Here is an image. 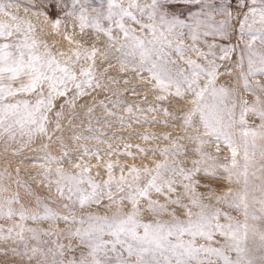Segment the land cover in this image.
<instances>
[{"label":"snow or ice","instance_id":"snow-or-ice-1","mask_svg":"<svg viewBox=\"0 0 264 264\" xmlns=\"http://www.w3.org/2000/svg\"><path fill=\"white\" fill-rule=\"evenodd\" d=\"M22 2L0 0V13L11 18V22L0 20V136L12 140L18 135L29 140L48 136L53 112L54 130H59L65 106L75 108L80 97L101 87L97 57L106 60L113 51L149 74L152 89L160 93L158 100L175 101L172 111L149 105V111L160 110L172 120L140 116L137 122L168 125L175 134H159L170 142L163 148L125 144L123 155L133 159H137L133 148L163 156L154 167L104 161L99 149L84 145L69 150L64 138L57 137L62 155L44 158V176L49 191L54 181L56 192L67 202L54 207L57 201L51 196L31 191L34 203L26 202L19 191L9 194V188L0 184V221H4L0 254L10 253L14 264H264V0L26 3L25 11L39 10L57 32L64 26L65 38L76 45L71 55L54 53L37 38L29 19L9 11ZM77 27L82 35L74 40ZM85 29L109 43L102 49L95 43L82 48L81 40L89 37ZM232 35L238 37L236 43L231 42ZM217 37L229 43H218ZM236 51L234 68L225 69L235 84H219L224 73L217 61L230 60ZM127 111H133L131 105ZM249 116L259 124H250ZM142 138L159 137L145 132ZM221 145L230 153L223 160ZM44 150L48 151L47 145ZM85 157H95L97 163ZM65 163L77 171H69ZM101 167L107 178L98 181L93 169ZM100 174L96 171V176ZM213 181L222 183L223 189L216 191ZM24 187L30 188L26 183ZM125 202L130 204L128 211ZM92 205H115L116 210L111 216L74 212L77 206ZM169 205L181 209L186 218L177 217L176 208ZM145 210L156 217L167 212L174 219L145 221ZM43 222L48 226H41Z\"/></svg>","mask_w":264,"mask_h":264},{"label":"rangeland","instance_id":"rangeland-1","mask_svg":"<svg viewBox=\"0 0 264 264\" xmlns=\"http://www.w3.org/2000/svg\"><path fill=\"white\" fill-rule=\"evenodd\" d=\"M39 2L40 0H23L21 6L25 8L26 3L31 4ZM98 2L99 0H93L94 4H98ZM12 10L13 9H11V11ZM131 26L139 27L138 25ZM85 32L89 33V37L81 41L84 47H90L92 43H95L98 47H101L102 49L104 45L109 43L106 37L102 35L97 37L94 31L85 29ZM77 34L80 39V36L82 34H80L78 27L76 29V35ZM215 39L218 43H229L228 40H220L218 37ZM237 39L238 37L236 35L231 36L232 43H236ZM201 47H204L205 50H207L205 45H201ZM216 51L218 54H221V49L217 48ZM238 56L239 51H236L232 53V57L230 60L217 61L222 66L221 72L224 73L218 79L219 84H224L228 86H233L235 84V77L230 76L225 71V69L234 68V62L236 61ZM140 75H143L144 79H141ZM96 77L99 80L101 87L95 89L94 91L90 90V95L80 97L76 102L75 108L65 106L64 114L67 110L71 109L70 111L72 112H70V114H72V117L71 119L67 120L66 123H62V128L60 127L59 129L60 131L58 130L52 133V129L50 127L52 126V124H55L56 117L54 115V112L49 113V122L47 124V128L51 132L53 139H55L54 142L57 145L51 146V148L45 143V145L48 146V151L44 150V146H40V154L44 158L49 155H62V141L58 140L57 137H63V143L66 144L69 150H71L72 148L81 149L82 146L87 145L90 150L99 149L100 155L103 157L104 161L111 159L113 161L119 160L123 164H136L137 166L148 165L154 167V161H160L164 159V157L161 156L159 153L148 152L147 154H144L140 153L137 149L133 148L131 149V151L135 152L137 156V159H133L132 157L123 155V149L126 143L138 144L145 148H163L165 146H170V142L164 140L162 136H159V134L163 131H169L175 134V130L170 128L168 125L164 124H147L142 122L138 123L137 117L143 116L150 120L154 118L172 120V117H165L163 112L160 110H157L156 112L149 111V105H164L169 107V110L172 111L176 106L175 101L171 97L169 98V100L166 101L158 100L157 97L160 95V93L152 89L154 81L150 80L149 74L147 72L141 73L139 69L133 68L128 62L123 61L119 54L115 51L111 52L106 60L103 57H97ZM99 89H101V91L98 92ZM90 97H94V101L91 102L92 106L88 107V104L85 101L89 100ZM28 98L32 99V97ZM96 99H100V101L96 103ZM61 102L62 98L57 101V104ZM97 104L101 106L102 113L92 112V108H96L95 106ZM105 105L107 106V108H105ZM129 105H131L133 109L131 113L127 111ZM82 109H92V111L83 112ZM81 113H85L87 114V116H82ZM248 119L250 124H259V120L255 117L249 116ZM145 132L156 133L159 138L144 140L142 138V134ZM69 136L70 140L68 139ZM77 136L80 137L79 140L73 139V137ZM93 136L100 137V139L90 138ZM42 137L43 135H36L31 140H29L27 136L21 137L18 135L15 140H12L7 135L0 136V157H3L2 152L5 151V149H8L10 151H17V154L19 156H23L25 159H33V156H28V148L30 146H36L38 143H40ZM73 141L74 143H72ZM109 144H111L112 146L111 149L109 148ZM205 147L212 148L214 146L205 145ZM113 149L117 150L116 154L109 156L108 153ZM221 153V160L225 159V157H228L230 155L229 151L224 145H221ZM85 159H90L93 165L97 163V159L95 157H85ZM64 166L69 171H77V169L72 167V165L69 163H65ZM45 169V163L39 164L38 168L36 169H28L27 167L25 169L21 168V170L15 169L20 184L16 185V188H14L9 183V181H6L3 177H0V184H3L8 188L10 187L9 194L19 191L21 198L26 202L31 200L34 203L35 198L33 195L29 194L30 191L40 196H51L55 201H57V203L53 206L58 207L60 203H66L67 201L63 200L56 192V185L54 181L52 182L51 191H49L47 187L49 184V180L44 176ZM96 171H100V176H96ZM125 171H127V169H125ZM115 172L117 175H119L120 169L116 168ZM221 175H223V173H221ZM53 176H55L54 168ZM93 177L98 181L106 179V169L103 167H101L100 169L94 168ZM25 183L30 186V188L24 187ZM212 183L216 191H220L224 187V185L220 182L213 181ZM84 187H88V185H84ZM12 188H14L15 190ZM200 191L206 190L202 188L200 189ZM153 196L154 198H158L163 202L164 198L162 196L157 197L155 193L153 194ZM205 202H209L207 196H205ZM210 202L213 204L216 203L214 199H212ZM103 203L107 204L108 201L105 199ZM220 206L225 207L223 205ZM141 207L146 209V202H142ZM129 208L130 204H128V202H125L124 210L128 211ZM169 208H176V216L180 219L186 218L183 211L177 206L169 205ZM115 210V205H113L112 208L92 205L86 208H80L79 206H77L74 209V212L76 215H84L88 212H92L100 215L111 216L115 213ZM225 210L228 209L225 208ZM233 214L238 215L237 213ZM142 218L145 221L155 219L171 221L174 219V217L167 212L162 213L159 217H156L146 210L144 211ZM0 223H4V221H0ZM41 226L47 227L48 224L47 222H43ZM60 226H64L63 222H61ZM105 238L107 239L108 237ZM217 239L220 238L217 237ZM200 242L203 243V241ZM15 259L16 258L12 257L10 253L7 256L0 254V264H14Z\"/></svg>","mask_w":264,"mask_h":264},{"label":"bare ground","instance_id":"bare-ground-1","mask_svg":"<svg viewBox=\"0 0 264 264\" xmlns=\"http://www.w3.org/2000/svg\"><path fill=\"white\" fill-rule=\"evenodd\" d=\"M10 11H11V9H10ZM12 12L17 13L21 17L29 19L32 22V24L35 26V31H36L37 38L42 40V41H44V42H46L48 47L54 53L65 52V53H68L69 55L72 54L71 50L74 49L76 47V45L69 43L68 40L65 38L66 34H65L64 26H61L60 31L57 32L44 19L43 15H41L40 12L38 10H36V9L29 8L27 11H25V8L21 6L18 9H13ZM0 20H5V21H10L11 22V18L6 16V15H4L3 13H0ZM73 39L74 40H79L78 34L75 35ZM81 47L82 48L84 47L83 43H81ZM43 50H44V48L41 47V51H43ZM77 67H79V65ZM101 89H99L98 92L101 91ZM93 98L90 97L89 100L85 101L88 104V107L92 106L91 102L94 101ZM99 101H100V99H96L95 100L96 103L99 102ZM95 107L96 108H92L93 109L92 112H94V113L95 112L102 113V108H101V106L99 104H97ZM70 110L71 109L67 110L66 113L60 119V127H61L63 122L66 123L67 120L71 119L72 114H70V112H72V111H70ZM82 110H83V112L84 111L89 112V110H86V109H82ZM81 115L82 116H87V114H85V113H81ZM50 128L52 129V133L54 131L55 132L58 131V130H54L55 129V124H52V126ZM48 136H51V139H49ZM48 136H43L40 143H38L36 146H30L28 148L29 149L28 156H30V155L33 156L32 157L33 159H25L23 156H19L17 154V151H13V150L10 151L8 149H5V151L2 152V156L3 157H0L1 158L0 159V177H3L6 181H9V183L12 185V187L16 188L15 186L19 185L20 183L19 184L17 183V181L19 179H18V175H17L15 169L21 170V168L25 169L26 167L28 169H36V168H38L39 164L44 163V157L40 154V152H41L40 146H45V143L49 147L57 145L54 142L55 139H53V136H52L51 132L49 131V129H48ZM68 139L70 140V136H69ZM71 140H72V138H71ZM72 143H74V141ZM10 149H13V148H10ZM51 150H53V149H51ZM14 188H12V189H14Z\"/></svg>","mask_w":264,"mask_h":264}]
</instances>
